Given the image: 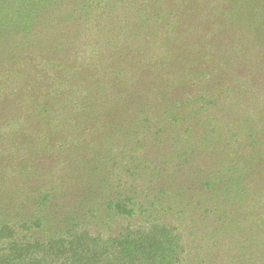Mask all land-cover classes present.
Instances as JSON below:
<instances>
[{"label":"rangeland","instance_id":"obj_1","mask_svg":"<svg viewBox=\"0 0 264 264\" xmlns=\"http://www.w3.org/2000/svg\"><path fill=\"white\" fill-rule=\"evenodd\" d=\"M46 180L178 264H264V0H0V199Z\"/></svg>","mask_w":264,"mask_h":264},{"label":"trees","instance_id":"obj_2","mask_svg":"<svg viewBox=\"0 0 264 264\" xmlns=\"http://www.w3.org/2000/svg\"><path fill=\"white\" fill-rule=\"evenodd\" d=\"M48 183L30 184L33 195L24 201L33 204V209L26 212L17 208L24 201L13 206L9 192L1 196L0 264H178L183 245L174 227L155 220L126 223L113 231L91 229L90 220L98 217L96 212L85 210L75 215L70 210L79 207V199L67 195L68 187L61 185L56 191L59 183ZM125 188L127 195L123 194ZM129 190L125 184L114 186L113 196L121 198L98 212L105 218L131 214Z\"/></svg>","mask_w":264,"mask_h":264}]
</instances>
